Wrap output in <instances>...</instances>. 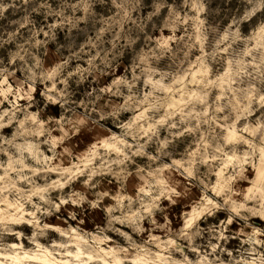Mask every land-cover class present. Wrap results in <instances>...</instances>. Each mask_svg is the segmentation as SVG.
I'll return each instance as SVG.
<instances>
[{
    "label": "clouds",
    "instance_id": "1",
    "mask_svg": "<svg viewBox=\"0 0 264 264\" xmlns=\"http://www.w3.org/2000/svg\"><path fill=\"white\" fill-rule=\"evenodd\" d=\"M0 264H264V0H0Z\"/></svg>",
    "mask_w": 264,
    "mask_h": 264
}]
</instances>
